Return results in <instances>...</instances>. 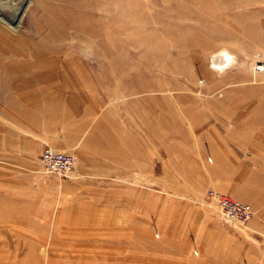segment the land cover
<instances>
[{
	"label": "rangeland",
	"instance_id": "rangeland-1",
	"mask_svg": "<svg viewBox=\"0 0 264 264\" xmlns=\"http://www.w3.org/2000/svg\"><path fill=\"white\" fill-rule=\"evenodd\" d=\"M21 8L16 27L0 20V51L21 53L9 61L45 52L40 61L61 68L63 94L73 97L76 90L91 143L103 111L115 117L111 131L118 130L117 116H126L123 127L140 116L143 156L157 149L159 162H166V153L174 159L141 172L136 193L142 199V246H151L156 233L150 223L155 196L161 213L192 205L217 218L243 245L264 239L202 200L212 187L251 209L247 172L188 169L181 160L189 137L204 131L206 116L244 114L252 109L250 101L264 100V0H0V14L9 21ZM73 156L72 170L57 174L45 170L37 155L40 176L53 184L75 177ZM254 177L264 180V172ZM261 198L264 193L255 199ZM54 259V246L0 236V264H54Z\"/></svg>",
	"mask_w": 264,
	"mask_h": 264
},
{
	"label": "crops",
	"instance_id": "crops-1",
	"mask_svg": "<svg viewBox=\"0 0 264 264\" xmlns=\"http://www.w3.org/2000/svg\"><path fill=\"white\" fill-rule=\"evenodd\" d=\"M16 54L0 51V236L7 242L21 236L28 246H54V264H264V239L243 245L192 205L161 213L158 196L150 200L156 233L151 246H142L136 187L143 170L156 171L165 161L157 149L143 156L141 117L123 127L126 116H117L118 130L111 131L115 117L103 111L91 143L76 90L73 97L63 94L61 68L45 66V52L9 61ZM250 102L244 114L206 116L204 131L189 137L181 160L188 169L247 172L252 214L246 224L264 236V199H255L264 180L254 177L264 172V100ZM44 145L72 152L76 176L54 184L41 177L37 155ZM165 160L174 163L168 153Z\"/></svg>",
	"mask_w": 264,
	"mask_h": 264
},
{
	"label": "built area",
	"instance_id": "built-area-1",
	"mask_svg": "<svg viewBox=\"0 0 264 264\" xmlns=\"http://www.w3.org/2000/svg\"><path fill=\"white\" fill-rule=\"evenodd\" d=\"M38 160L45 170L66 174L72 170L74 156L70 152L44 145ZM202 200L224 218L238 224H244L251 215V209L245 202L212 187L206 188Z\"/></svg>",
	"mask_w": 264,
	"mask_h": 264
},
{
	"label": "bare ground",
	"instance_id": "bare-ground-1",
	"mask_svg": "<svg viewBox=\"0 0 264 264\" xmlns=\"http://www.w3.org/2000/svg\"><path fill=\"white\" fill-rule=\"evenodd\" d=\"M11 3H12V2H11ZM11 3H10V4H11ZM8 5H9V4H8ZM22 9H23V8H21V9L19 10L18 17H17L15 20L9 21L8 18H6V17H4V16L2 15L3 13L0 14V20L6 22L7 24L11 25L12 27H16V24L19 22L20 15H21V13H22ZM255 67H256V68H259V67H261V64H258V65H256ZM215 68H216V67H215Z\"/></svg>",
	"mask_w": 264,
	"mask_h": 264
}]
</instances>
